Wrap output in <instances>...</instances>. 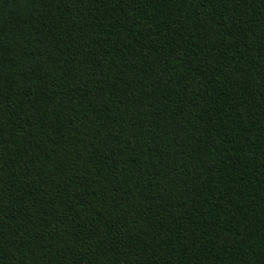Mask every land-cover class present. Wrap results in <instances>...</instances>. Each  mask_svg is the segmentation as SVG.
<instances>
[{
  "label": "trees",
  "instance_id": "trees-1",
  "mask_svg": "<svg viewBox=\"0 0 264 264\" xmlns=\"http://www.w3.org/2000/svg\"><path fill=\"white\" fill-rule=\"evenodd\" d=\"M0 264H264V0H0Z\"/></svg>",
  "mask_w": 264,
  "mask_h": 264
}]
</instances>
